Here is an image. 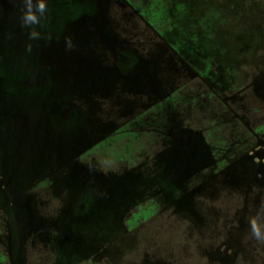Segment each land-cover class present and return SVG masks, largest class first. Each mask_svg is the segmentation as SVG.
<instances>
[{"label":"flooded vegetation","instance_id":"af4514ba","mask_svg":"<svg viewBox=\"0 0 264 264\" xmlns=\"http://www.w3.org/2000/svg\"><path fill=\"white\" fill-rule=\"evenodd\" d=\"M111 1L46 0L48 11L36 26L41 38L31 40L29 30L21 27L22 0H0L1 128L5 126L6 130L24 134L25 145L34 140L29 144L35 146L37 154L47 151L48 146L60 147L52 136L70 138L75 141L73 146L76 140L86 144L82 149L76 145L72 160L63 163L72 168L75 164H89L98 174L95 178L101 181L98 187L101 205L99 200L92 207L81 206V222L100 215L97 211L113 198H122L119 196L125 191L118 193V190L136 181L137 177H133L141 170L144 181L140 191L110 214L118 229L127 234L136 231L139 236L151 217L162 215L166 216L164 223L171 220L178 224L174 228L180 230L179 235L189 230L188 240L193 247L187 264H264V245L251 237L249 226V219L258 213L264 224L263 2L223 0L226 5L220 3L218 7L198 10L195 1L175 0L174 10L180 17L175 22L179 30L172 28L171 31L186 35L192 32L197 37L201 33L209 39L208 58L199 61L209 81L200 80V86L205 89L190 90L192 106L186 112L177 109L174 113L172 105L162 104L161 113L152 115L147 112L146 103L144 113L136 110L139 108L136 101L126 106L117 104L119 95L130 94L133 100L137 96L136 90L127 87L126 77L139 65L143 66L137 51L126 44L128 39L119 38L120 45H112V51L108 46L102 47L100 39L93 46L91 51L95 55L105 51L111 54L104 53V60L100 61L104 67L100 81L84 79L78 67L65 65L69 61L63 57H68L70 52L65 39L71 36L74 29L71 27L77 29L73 33L81 38L78 20L103 14L107 9L113 13L118 0ZM68 21L77 23L67 27ZM107 23L113 28V19ZM91 24L94 26V21ZM185 42L190 48V40ZM80 48L82 44L72 49ZM200 49V44L193 47L196 55L201 54ZM89 52L80 50V58ZM98 64L88 70H97ZM71 72L79 76L70 77L69 85L65 80ZM153 126L161 128L148 129ZM144 131L155 133L152 138H145L143 154L134 152ZM3 134L0 132V138ZM5 147L6 144H0V154L3 151L6 154ZM207 151L212 154L208 160ZM51 155L46 161L37 162L55 164V156ZM2 163H6L5 159ZM68 166H63L57 174L65 179L70 173ZM3 168L6 176L7 169ZM57 174H50L52 181L41 177L31 191L44 182L53 183V187L59 184L54 181ZM112 176L115 179L110 181ZM53 187L49 189L55 192ZM73 190L72 187L71 194L69 188L65 189V210L76 202ZM50 204L47 201L46 213H53ZM6 230L7 216L0 209V240L4 239V243L0 242L4 247ZM226 231H236L238 239L223 238L211 252L212 247L207 246L215 240L214 233L226 237ZM124 240L120 250L135 246L128 235ZM142 244L146 251L158 248L161 238ZM0 251L7 250L0 247ZM26 251H29L28 244ZM108 253L109 247H104L96 255L97 260L102 263Z\"/></svg>","mask_w":264,"mask_h":264},{"label":"rangeland","instance_id":"374dc122","mask_svg":"<svg viewBox=\"0 0 264 264\" xmlns=\"http://www.w3.org/2000/svg\"><path fill=\"white\" fill-rule=\"evenodd\" d=\"M189 1L197 2L198 10L212 6L218 7L220 3L221 5L225 4L223 0L220 2L219 0ZM260 1L264 5V0ZM109 2L112 1L109 0ZM113 2H117V0H113ZM175 3V0H118L117 9L115 7L113 13L107 9L103 14L92 18L82 17L78 20V27L81 25L80 29L82 28L79 31L81 38L76 35L77 33H73L77 31L75 27H71L74 29L70 32L73 45L82 44V48L70 50L69 56L63 57L69 62L65 64L66 60L64 59V64L69 68L78 67L80 72L82 71L83 77H81L84 79L100 81L104 72L100 61L104 60V53L105 56H111V54H107L108 52L105 51L100 55H95L91 49H94L93 46L97 44L98 39L102 42L101 46L110 47V51H112V45H120L119 38L128 39L126 44L137 51L143 66L139 65L129 78L126 77L127 87L132 91L136 90L137 96L133 100L130 94L129 96L119 95L117 104L126 106L134 104L136 101L139 105L136 110L139 113H144L143 105L146 103L147 112H151L152 115L161 113L160 106L162 104L164 106L172 105L174 113L177 109L186 112L192 106L190 90L197 87L205 89L200 86V80L209 81L208 74L199 64V61L208 58L209 39L201 33L197 37L192 32H190L191 35H186L171 31L172 28L179 30L175 21H180V17L174 10ZM100 16L103 20H100ZM112 19L113 28L107 23ZM91 20L94 21V26H92ZM98 21L100 26H97ZM87 22L88 26H86ZM71 23L74 25L77 22L68 21L67 27ZM186 40H190V48H187ZM196 44L201 45V54L196 55L193 51ZM80 50L83 52L90 50V52L80 58ZM101 52L98 51V53ZM37 59L42 58L38 57ZM97 62H99L97 70L90 72L89 67ZM110 65L112 64L110 63ZM83 66L84 68L81 69ZM69 74L66 75L65 82L67 84H69L70 77L73 78L77 74L76 79L79 76L78 73L71 72ZM150 117L149 115L146 121ZM159 128L161 127L153 126L148 129L158 131ZM0 132H4L0 138V141L2 140L0 144L7 145L5 147L6 154L4 155V151L0 154V178L5 180L0 179V209L5 211L8 221L5 247L4 239L0 240L3 242H0V247L6 248L7 251L6 253L0 251V264H18L14 243L17 212L22 219L26 264H187L186 259L192 255L191 247H193L192 243L190 247L188 240L190 232L186 229V233L183 232L179 235L180 230L174 228V226H178L176 222L170 220V222L164 223L166 216L162 215L157 218L151 217L145 223L143 232L138 236L136 231L127 234L118 229V224L116 225L110 217L113 210L121 209V206L127 203L128 197L140 191L144 181L141 170L133 177L134 179L137 177L136 181H132L133 185L124 187L121 185L123 189H119L118 193L125 191L119 196L123 199L113 198L106 207L97 211L100 215H92L83 223L80 221V207L85 205L92 207V203L102 199L98 189L101 181L95 178L98 177V174L94 173L95 170L89 164H84L86 166L75 164L72 168V166L63 163L72 160L77 149L84 148L86 144L76 140V144L73 146L75 141L70 138L62 136L60 139H56L52 136V139L58 141L56 144L60 147L55 146L51 149V146H48L47 151L37 154L38 150L35 146L30 145L35 141H30L25 145L22 140H26V136L21 135L19 131L6 130L5 126L2 128L0 126ZM154 133V131L141 132L139 135L141 142L135 144L134 152L138 151L143 154L145 138H152ZM72 139L74 138L72 137ZM76 145L77 149L75 150ZM130 150L132 151L131 148ZM48 153L55 156L53 159L55 164H52L51 161V164L37 162L46 161ZM38 155L41 156L38 157ZM211 155L207 151L206 160ZM4 159L5 164L2 163ZM63 166H68L67 169L70 172L65 179L64 176L57 174ZM3 167L7 169L6 176H4ZM52 173L57 174L54 181H58L59 184H54L53 187V183L44 182L35 187V191H31L33 184L40 181L41 177L52 181L53 177L50 175ZM93 178L96 180L94 181ZM114 179L115 177L112 176L110 181ZM50 187L55 188V192L49 189ZM72 187L76 202L65 210V189L69 188L72 194ZM47 201L51 202V209H49L53 213H46L48 211L45 208ZM10 203L13 205L10 206ZM98 205H101V200ZM114 228L116 229L113 230ZM127 235L135 246L120 250V247H124L122 243ZM153 235L154 239L158 236L161 238V246L146 251L142 242L153 243ZM224 235L226 237H223L219 232L214 233L215 240L207 246L212 247L211 252L216 249L223 238L229 236V238L238 239L239 234L236 231H226ZM27 244L28 252L26 251ZM114 244L116 245L114 246ZM104 247H109V253L105 256L106 260L101 263L97 260L96 255L99 251L104 250ZM129 251L132 252L129 254Z\"/></svg>","mask_w":264,"mask_h":264},{"label":"clouds","instance_id":"9594fccd","mask_svg":"<svg viewBox=\"0 0 264 264\" xmlns=\"http://www.w3.org/2000/svg\"><path fill=\"white\" fill-rule=\"evenodd\" d=\"M23 10L20 20L21 27L29 30V39L39 40L41 38L36 26L41 24L42 18L45 17L48 11L46 0H22ZM65 46L68 50L73 48L71 38L65 39ZM259 213L249 219L251 237L259 244L264 245V224L260 222Z\"/></svg>","mask_w":264,"mask_h":264},{"label":"water","instance_id":"95a60500","mask_svg":"<svg viewBox=\"0 0 264 264\" xmlns=\"http://www.w3.org/2000/svg\"><path fill=\"white\" fill-rule=\"evenodd\" d=\"M15 204V201H13ZM16 228L14 235V243L16 248L17 262L18 264H26V256H25V239L23 238V227H22V219L19 216V213H16Z\"/></svg>","mask_w":264,"mask_h":264}]
</instances>
